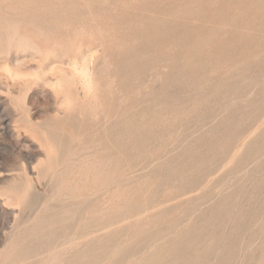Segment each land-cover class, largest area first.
Wrapping results in <instances>:
<instances>
[{"label": "rangeland", "instance_id": "374dc122", "mask_svg": "<svg viewBox=\"0 0 264 264\" xmlns=\"http://www.w3.org/2000/svg\"><path fill=\"white\" fill-rule=\"evenodd\" d=\"M14 1L0 0V264H41L55 247L62 251L56 263L77 264L74 255L87 246L98 254L92 251L88 264H261L264 0H48L38 11ZM66 39L76 53L94 52L99 75L110 81L95 109L78 106L82 98L65 101L52 84L60 69H72L75 52L64 50ZM49 49L55 51L47 59ZM35 73L47 81L28 75ZM45 164L55 173L43 174ZM86 164L108 165L113 196L138 191V208L113 219L106 237L92 231V238L99 233L95 247L75 222L98 197L71 200L64 188L57 194L60 180L75 181ZM28 182L25 202L6 193L8 185ZM90 183L83 175L80 184ZM139 220H149L141 231ZM8 254L13 259L4 263ZM49 262L42 264H56Z\"/></svg>", "mask_w": 264, "mask_h": 264}, {"label": "bare ground", "instance_id": "6f19581e", "mask_svg": "<svg viewBox=\"0 0 264 264\" xmlns=\"http://www.w3.org/2000/svg\"><path fill=\"white\" fill-rule=\"evenodd\" d=\"M28 1V0H27ZM48 0H39V1H35V2H33V3H30V4H27L26 2H24L23 0H15L14 2H17L18 4H24V6H25V4H26V7L28 8V7H30L31 9L32 8H34L33 10H39L40 8H42V7H48V5H50L49 4V2H47ZM74 1V0H73ZM202 1V0H201ZM235 1V0H234ZM255 1V0H254ZM10 2V1H9ZM252 2V1H251ZM75 3V2H74ZM248 3V2H247ZM246 3V4H247ZM260 3V2H259ZM8 4V3H7ZM234 4V3H233ZM240 4V3H239ZM14 5V4H13ZM230 5V4H229ZM131 6V5H130ZM135 6V5H134ZM239 6V5H238ZM250 6H252V5H250ZM15 7H16V4H15ZM230 7V6H229ZM254 7V6H253ZM260 6H258V8H259ZM71 8V7H70ZM199 8V7H198ZM228 9V8H227ZM29 10V9H28ZM172 10H173V8H172ZM232 10H233V8H232ZM224 11V10H223ZM254 11V10H253ZM7 12V11H6ZM32 12V11H31ZM173 12V11H172ZM183 12V11H182ZM231 12V11H230ZM14 13H15V11H14ZM18 13V12H17ZM30 13V12H29ZM133 13V12H132ZM161 13V12H160ZM170 13H171V11H170ZM184 13V12H183ZM241 13V12H240ZM8 14V13H7ZM11 14V13H10ZM19 14H20V12H19ZM31 14V13H30ZM130 14V13H129ZM196 14V13H195ZM199 14V13H198ZM236 14V13H235ZM32 15V14H31ZM164 16H165V14H164ZM184 16V15H183ZM231 16V15H230ZM257 16V15H256ZM3 17V16H2ZM26 17V16H25ZM163 17V16H162ZM247 17V16H246ZM264 17V16H263ZM11 18V17H10ZM44 19V18H43ZM55 19V18H54ZM62 19V18H61ZM151 19V18H150ZM178 19V18H177ZM230 19V18H229ZM233 19V18H232ZM257 19V18H256ZM4 20H5V18H4ZM32 20V19H31ZM152 20V19H151ZM164 20V19H163ZM235 20V19H234ZM245 20V19H244ZM29 21V20H28ZM33 21V20H32ZM57 21V20H56ZM130 21V20H129ZM174 21V20H173ZM227 21V20H226ZM225 21V22H226ZM6 22V21H5ZM165 22V21H164ZM254 22V21H253ZM70 23L71 22H66L65 23V25H67V26H69L70 25ZM136 23V22H135ZM228 23V22H227ZM39 24V23H38ZM42 24V23H41ZM48 24V23H47ZM55 24V23H54ZM63 24V23H62ZM153 24V23H152ZM177 24V23H176ZM254 24V23H253ZM43 25V24H42ZM51 25V24H50ZM135 25V24H134ZM133 25V26H134ZM164 25V24H163ZM170 25V24H169ZM230 25V24H229ZM235 25V24H234ZM62 26V25H61ZM114 28V27H113ZM203 28V27H202ZM218 28V27H217ZM245 28V27H244ZM2 29V28H1ZM188 29V28H187ZM10 30H12V29H9V31ZM49 30V29H48ZM203 30V29H202ZM9 31L8 32H5L6 34H8L9 33ZM152 31V30H151ZM212 31V30H211ZM2 32H3V30H2ZM15 32V34H16V32L17 31H14ZM30 32V31H29ZM65 32V30L63 31V33ZM160 32V31H159ZM162 32H163V30H162ZM146 33V32H145ZM207 34V33H206ZM205 34V35H206ZM10 35H11V32H10ZM174 35V34H173ZM247 35V34H246ZM14 36V35H13ZM5 37H7V36H5ZM47 37H49V35L47 36ZM8 38V37H7ZM104 38V37H103ZM146 38V37H145ZM166 38V37H165ZM12 39V38H11ZM48 39V38H47ZM142 39V38H141ZM157 39V38H156ZM203 39V38H202ZM201 39V40H202ZM2 40V39H1ZM18 41H19V43H23V39H17ZM23 40V41H22ZM49 40H51V39H49ZM206 40V39H205ZM5 41H7L6 40V38H5ZM46 41V40H45ZM159 41V40H158ZM61 42V41H60ZM105 42V41H104ZM162 42V41H161ZM48 43H50V41L48 42ZM172 43V42H171ZM61 44H62V46H64L65 47V49L64 50H66L67 49V51H72V53L73 52H75L74 53V55L73 54H71L70 56L72 57L71 59V72H70V74L69 73H66V72H64V70L63 69H60L61 71H60V74L59 75H57L56 76V78H55V80L53 81V86H55V88L58 90V92L59 93H62L65 97V101H68V102H73L74 101V103L75 102H77L76 100H79V99H83L82 101L81 100H79V101H81L82 102V104H80V105H78V104H76V105H78V106H81L82 108L84 107V106H86V107H88V108H94V107H96L99 103H101V102H103V99L105 98V97H103L102 98V96H105L106 95V93L108 92H106L105 91V89L106 88H108V86H109V82L110 81H107L106 79H104V78H102L103 77V75L102 76H100L99 74V65H100V63L101 62H99V60H95V54H94V52H91V53H86V52H80V53H76V50H77V48H76V43H75V41L73 40V39H66V40H63L62 42H61ZM164 44V43H163ZM1 45V44H0ZM59 45V44H58ZM165 45V44H164ZM167 45V44H166ZM202 47V46H201ZM58 48V47H57ZM60 48V47H59ZM58 48V49H59ZM112 49V48H111ZM41 50V49H40ZM63 50V49H62ZM62 50H60L61 52H62ZM63 50V51H64ZM167 50V49H166ZM188 50V49H187ZM44 51V50H43ZM55 50H46V51H44V56L48 59V57H49V55L52 53V52H54ZM57 51H59V50H57ZM195 51V50H194ZM193 51V52H194ZM42 52V51H41ZM56 53V52H55ZM159 53V52H158ZM190 53V52H189ZM42 54V53H41ZM42 54V55H43ZM58 54V53H57ZM110 54V53H109ZM134 54V53H133ZM142 54V53H141ZM170 54H171V52H170ZM65 55V54H64ZM147 55V54H146ZM166 55V54H165ZM108 56V55H107ZM153 56V55H152ZM164 56V55H163ZM44 57V58H45ZM55 57V56H54ZM100 57V56H99ZM105 57V56H104ZM151 57V56H150ZM149 57V58H150ZM258 57V56H257ZM51 58H53V56L51 57ZM110 58V57H109ZM149 58H147V60H148V62H149V60H151V59H149ZM69 59V58H68ZM98 59V58H97ZM96 62H95V61ZM101 60V59H100ZM102 60H104V59H102ZM106 60L108 61V59L106 58ZM131 60V59H130ZM165 60H166V58H165ZM183 60V59H182ZM136 61V60H135ZM134 61V62H135ZM58 62V61H57ZM240 62H242V61H240ZM261 62V61H260ZM111 63H112V61H111ZM147 63V62H146ZM152 63V62H151ZM237 63V62H236ZM64 64V63H63ZM105 64L107 65V63L105 62ZM104 63H103V65L105 66V68H106V65H105ZM232 63H230V65H231ZM102 64H101V66H103ZM110 65V64H109ZM240 65V64H239ZM6 66V65H5ZM108 66V65H107ZM129 66V65H128ZM229 67H231V66H229ZM5 68V67H4ZM14 68V67H13ZM52 68H55L54 66L52 67ZM101 68V67H100ZM139 68H140V66H139ZM142 68V67H141ZM65 69V68H64ZM108 69V67L106 68V70ZM132 69V68H131ZM149 69H150V67H149ZM6 70L8 71V72H10V73H12L13 72V70L9 67V65H7L6 66ZM43 70H44V68H43ZM103 70V69H102ZM50 71H52V70H50ZM130 71V70H129ZM134 71V70H133ZM159 71V70H158ZM231 71V70H230ZM29 72V71H28ZM31 72H33V71H31ZM101 72V71H100ZM43 74H44V72H42ZM125 73V72H124ZM155 73V72H154ZM14 74V73H13ZM135 74V73H134ZM137 74V73H136ZM160 74V73H159ZM158 74V75H159ZM14 75H16V76H23V74H21V73H19V72H16ZM14 75H13V77H14ZM28 75H34V76H36L37 77V79L38 80H42V81H47L46 79H45V77L44 76H40V73H35V74H28ZM28 75H26V76H28ZM129 75V74H128ZM162 75V74H161ZM15 76V77H16ZM127 76V75H126ZM152 76V75H151ZM122 77V76H121ZM156 77V76H155ZM154 77V78H155ZM20 78V77H19ZM107 78V77H106ZM124 79V78H123ZM122 81V80H121ZM36 82V81H35ZM134 82V81H133ZM232 82V81H231ZM47 83H49V82H47ZM233 83V82H232ZM118 84V83H117ZM132 84V83H131ZM138 84V83H137ZM113 85H111V87H112ZM123 86V85H122ZM143 86V85H142ZM79 87H81L82 88V91L83 92H80L79 91ZM133 87V86H132ZM135 89V88H134ZM105 91V92H104ZM125 91H127V90H125ZM135 91V90H134ZM105 93V95H103L104 93ZM114 92V91H113ZM82 93H83V95H82ZM129 93V92H128ZM136 93V92H135ZM56 94V93H55ZM108 95H110V93L108 94ZM57 96H58V93H57ZM107 96V95H106ZM112 96V95H111ZM131 97V96H130ZM133 97H134V93H133ZM117 98H118V96H117ZM135 98H136V96H135ZM120 99V98H119ZM118 100V99H117ZM122 100V99H121ZM104 101H105V99H104ZM119 103V102H118ZM123 103V102H122ZM124 103H125V101H124ZM123 103V104H124ZM137 103H138V101H137ZM122 105V104H121ZM115 106V105H114ZM126 106V105H125ZM130 106V105H129ZM78 108V107H77ZM87 108V109H88ZM133 108V107H132ZM150 108V107H149ZM81 109V108H80ZM84 109V108H83ZM83 109H81L82 111H83ZM95 109V108H94ZM117 109V108H116ZM129 109V108H128ZM154 109V108H153ZM111 110V109H110ZM109 110V111H110ZM125 110V109H124ZM149 110V109H148ZM112 111V110H111ZM110 111V112H111ZM126 111V110H125ZM161 111V110H160ZM156 112V111H155ZM162 112V111H161ZM144 114V113H143ZM165 114V113H164ZM164 114H162V115H164ZM168 114V113H167ZM105 115V114H104ZM128 115V114H127ZM155 115V114H154ZM125 116V115H124ZM132 116V115H131ZM144 117V116H143ZM119 118V117H118ZM156 118V117H155ZM162 118V117H161ZM158 119V118H157ZM157 119H156V121H157ZM171 119V118H170ZM155 120V119H154ZM153 120V121H154ZM125 121V120H124ZM150 121V120H149ZM165 121H167V120H165ZM152 122V121H151ZM164 122V121H163ZM117 123V122H116ZM147 123V122H146ZM157 123V122H156ZM119 124V123H118ZM128 124V123H127ZM133 124V123H132ZM146 125V124H145ZM144 125V126H145ZM150 125V124H149ZM164 125H165V123H164ZM167 125V124H166ZM225 125V124H224ZM131 126V125H130ZM142 127H143V125H142ZM107 128V127H106ZM114 128V127H113ZM125 128V127H124ZM144 128V127H143ZM150 128V127H149ZM167 128V127H166ZM125 130H127V129H125ZM133 130V129H132ZM137 130V129H136ZM143 130V129H142ZM141 130V131H142ZM125 132V131H124ZM146 132V131H145ZM133 133V132H132ZM146 134V133H145ZM143 135V134H142ZM115 136V135H114ZM117 137H118V135H117ZM155 137H156V134H155ZM132 138V137H131ZM146 138V137H145ZM152 139V138H151ZM259 139V138H258ZM110 140V139H109ZM119 140V139H118ZM158 140V139H157ZM117 141V140H116ZM216 141V140H215ZM142 142V141H141ZM253 142V141H252ZM257 142V141H256ZM119 143V142H118ZM105 144V143H104ZM122 144V143H121ZM120 144V145H121ZM92 145V144H91ZM127 145H129L128 143H127ZM126 145V146H127ZM92 148V147H91ZM98 148V147H97ZM113 148V147H112ZM249 148V147H248ZM112 150V149H111ZM192 151V150H191ZM199 152H200V150H198ZM197 151V152H198ZM73 152V151H72ZM252 152V151H251ZM66 153V152H65ZM256 153V152H255ZM68 154V153H67ZM85 154V153H84ZM118 155H119V152L117 153ZM116 154V155H117ZM102 155V154H101ZM108 155V154H107ZM107 155H106V157H107ZM113 155V154H112ZM111 155V156H112ZM115 155V154H114ZM113 155V156H114ZM94 157V156H93ZM121 157V156H120ZM120 157H119V159H120ZM202 157V156H201ZM67 158V157H66ZM83 158V157H82ZM90 158V157H89ZM88 158V159H89ZM96 158V157H95ZM112 158V157H111ZM76 159V158H75ZM91 159V158H90ZM102 159V158H101ZM104 159V158H103ZM114 159V158H113ZM118 159V160H119ZM192 159V158H191ZM62 160H63V158H62ZM65 160V159H64ZM63 160V161H64ZM87 160V159H86ZM97 160V159H96ZM107 160V159H106ZM122 160V159H121ZM120 160V161H121ZM129 161V160H128ZM54 162H56V161H54ZM64 162H68V161H64ZM72 161H70V162H68V163H71ZM76 162V161H75ZM74 162V163H75ZM89 162L90 163H93L92 161H90L89 160ZM102 162V161H101ZM109 162H111V160L109 161ZM132 162V161H131ZM43 163V162H42ZM42 163L40 164V165H42ZM44 163H46V162H44ZM63 163V162H62ZM83 163V162H82ZM84 163H85V161H84ZM83 163V164H84ZM104 163V162H103ZM116 163V162H115ZM121 163V162H120ZM65 164V163H64ZM78 164V163H77ZM113 164H114V162H113ZM124 164V163H123ZM185 164V163H184ZM71 165H73V163L71 164ZM91 165H93V164H91ZM90 164H89V166H87V164L86 165H84V166H86L85 168H84V170H81L80 171V173L78 174L77 173V179H75V181L74 180H67V179H65L64 180V178L63 179H59L60 180V183H59V187H57V194H59V192L61 191V193L63 194V192H65V193H68L69 195H71L72 196V199H71V197H69V199H71V200H79L80 202H81V200H83V202H86V200H88V199H86L85 201H84V199L85 198H92V197H95V196H97L98 197V199H99V201L97 202V203H94L93 202V204H91V205H88L86 208H83L84 209V211H83V213L81 214V217H80V215H79V219H78V221L77 222H75L76 223V227L77 228H79V227H82V229H80L81 230V232H85V234H83V235H86L85 237H86V239H87V236L88 237H90L88 240H89V243L92 245V242L94 243V241L96 242V240H95V238H96V236H97V234L99 235V233H96L94 236H95V238H92V231L94 232V231H101L102 232V236H104V237H106L107 236V234L108 233H110L109 231L111 230V229H109V226H110V223H112L113 222V219H117V218H121L122 217V215H123V213H125L126 212V209H130L129 211H131V208H138L137 206V204L132 200V197L134 196V194L136 193V192H138L137 191V189L135 188V187H131L129 190H127L126 191V193H124V189L122 190V191H118L119 193L117 194V196H113V195H115V194H111L110 193V184H111V179H110V177L111 176H113L114 175V173L112 174L111 172H109L108 170H106V166H108V165H106V166H104V167H102V165H100V167H95V166H91ZM111 165V163H109V166ZM182 165V164H181ZM66 166V165H65ZM83 166V165H82ZM112 166V165H111ZM119 166V165H118ZM64 167V166H63ZM67 167V166H66ZM68 167H70V164L68 165ZM81 167V166H80ZM80 167H78V169L80 168ZM115 167V166H114ZM125 167V166H124ZM127 167V166H126ZM52 164H48L47 166H46V164H45V167H44V169L42 170L43 171V174H45L46 176H48L49 174H52V173H55L53 170H52ZM70 168H72L73 169V166L72 167H70ZM111 168V167H110ZM123 168V167H122ZM65 169V168H64ZM67 170H68V168H66ZM74 169H75V167H74ZM109 169V168H108ZM114 169V168H113ZM115 169H116V167H115ZM117 169H119V168H117ZM169 169V168H168ZM75 170H77V168L75 169ZM110 170V169H109ZM120 170V169H119ZM118 170V171H119ZM123 170V169H122ZM69 171V170H68ZM79 171V170H78ZM114 171V170H113ZM179 171H180V169H179ZM40 172V171H39ZM175 172V171H174ZM177 172V171H176ZM115 173H117L116 172V170H115ZM119 173V172H118ZM7 174H9V173H7ZM69 174V173H68ZM73 174V173H72ZM71 174V175H72ZM178 174V173H177ZM183 174V173H182ZM42 175V174H41ZM40 175V176H41ZM44 175V176H45ZM55 175V174H54ZM54 175H52V177L54 178ZM76 174H74V176H75ZM83 175H90V177L92 176V183H90V185H86V186H82L81 184H83V183H81L80 184V182L82 181V178H83ZM121 175V174H120ZM68 176V175H67ZM124 176V175H123ZM173 176V175H172ZM42 177V176H41ZM114 177V176H113ZM130 177V176H129ZM133 177V176H132ZM175 177H177V176H175ZM44 178V177H43ZM46 178V177H45ZM58 178V177H57ZM69 178V177H68ZM72 178V177H71ZM89 178V177H88ZM123 178V177H122ZM127 178V177H126ZM118 179V178H117ZM29 180V179H28ZM27 180V181H28ZM124 180V179H123ZM84 181V180H83ZM115 181V180H114ZM119 181H120V178H119ZM121 181H122V179H121ZM120 181V182H121ZM134 181V180H133ZM13 182V181H12ZM31 182V181H30ZM30 182H28V185H25V187H23L22 188V186L21 187H19V185L17 186V185H8V192H6V193H9V192H11V193H9V194H16L15 196H19V197H23L24 198V202L26 201V199L27 198H25V197H28V195L30 194L29 193V190L31 189V186H30ZM57 182H58V180H57ZM56 182V184H58ZM141 182V181H140ZM85 184H87L86 182H84ZM89 183V182H88ZM122 184V183H121ZM114 185V184H113ZM123 185V184H122ZM121 185V186H122ZM133 185H135V183L133 184ZM137 186V185H136ZM29 187H30V189H29ZM123 187V186H122ZM139 187H142V186H139ZM55 188H56V186H55ZM61 188H64V190H63V192H62V190H61ZM6 190V189H5ZM58 190H59V192H58ZM4 191V190H3ZM7 191V190H6ZM33 191V190H32ZM146 190H144V192H145ZM34 192H35V190H34ZM142 192V190L140 191V193ZM3 192L1 191V194H2ZM52 193V192H51ZM59 194V195H62V194ZM4 194V193H3ZM57 194H55L56 196H58ZM5 195V194H4ZM8 195V194H7ZM10 196V195H8L7 197L8 198H10L11 197V200L15 197L14 195V197L13 196ZM50 195V194H49ZM53 195H54V192H53ZM65 195V194H64ZM33 196V195H32ZM63 196V195H62ZM66 196V195H65ZM142 196V197H141ZM141 198L139 197V199L141 200V202H143V204H144V202H145V200H146V198H147V191L145 192V193H142L141 194ZM53 197V196H52ZM60 197V196H59ZM36 198V197H35ZM56 198V197H55ZM63 198H67V197H63ZM62 197L60 198L61 200L63 199ZM96 198V197H95ZM116 198H117V200H116ZM16 199V198H15ZM53 199V198H52ZM94 199V198H93ZM97 199V200H98ZM14 200V199H13ZM12 200V201H13ZM28 200V199H27ZM66 200V199H65ZM64 200V201H65ZM95 200V199H94ZM4 201V200H3ZM63 201V200H62ZM91 201V200H90ZM93 201V200H92ZM134 203H133V202ZM4 202H6V201H4ZM27 203H29V205L30 206H33L34 205V203H33V201L32 200H30L29 199V202L27 201ZM43 203V202H42ZM75 203H79V202H75ZM92 203V202H91ZM70 204H72V203H70ZM70 204H68V205H70ZM36 205V204H35ZM26 206H28V205H26ZM67 205H65V207H66ZM75 206V205H74ZM77 206H79V205H77ZM80 206H82V205H80ZM80 206H79V208H80ZM84 207V206H83ZM78 207H77V209H79ZM40 209H42V208H40ZM67 209V208H66ZM72 209V208H71ZM81 209V208H80ZM69 210H70V207H69ZM69 210H65L66 212H68L69 213ZM72 210H74V209H72ZM142 210V209H141ZM76 211V210H75ZM78 212H80L79 210H77ZM133 211V210H132ZM143 211V210H142ZM78 212H75L76 213V215H77V213ZM71 213V212H70ZM69 213V214H70ZM59 214V213H58ZM63 214H65V213H63ZM69 214H65V215H67V217H68V215ZM145 214V213H144ZM73 215V214H72ZM133 215V214H132ZM72 217V216H71ZM73 217H75V216H73ZM77 217V216H76ZM140 217H141V215H140ZM142 218H144V217H142ZM141 218V219H142ZM68 219H70V217H68ZM72 219V218H71ZM42 220V219H41ZM74 220V219H73ZM72 220V221H73ZM112 220V221H111ZM118 220H121V219H118ZM69 221V220H68ZM45 222V221H44ZM58 223H59V221H58ZM65 223V222H64ZM151 223H153V222H151ZM54 224V223H53ZM61 224V223H60ZM132 224V223H131ZM149 224V220H139V221H136V223H135V226L137 227V230H142L143 228H145V226H147ZM39 225V224H38ZM46 225V224H45ZM48 225V224H47ZM47 225L45 226V228L47 227ZM62 225V224H61ZM64 225V224H63ZM66 225V224H65ZM72 225H73V222H72ZM50 226V225H49ZM52 226V225H51ZM50 226V227H51ZM131 226V225H130ZM43 227V226H42ZM50 227L48 228L49 230H50ZM74 227H75V224H74ZM65 228V227H64ZM68 229V228H67ZM122 229V228H121ZM130 229V228H129ZM51 230L53 231V229L51 228ZM71 230H72V228H71ZM35 231V230H34ZM33 231V232H34ZM37 231V230H36ZM68 231V230H67ZM75 231H77V230H75ZM127 231V230H126ZM15 232V231H14ZM62 232V231H61ZM72 231H69V233L70 234H72L71 233ZM121 232V231H120ZM143 232V231H142ZM32 233V232H31ZM64 233H67V232H64ZM75 233V232H74ZM73 233V234H74ZM38 234V233H37ZM36 234V235H37ZM122 234V233H121ZM16 235H18V234H16ZM69 235V234H68ZM67 235V236H68ZM101 235V234H100ZM120 235V234H119ZM145 235V234H144ZM40 236H42V237H40ZM39 237L40 238H43L44 240H46L44 237H43V234L42 235H40ZM67 236H66V238H67ZM75 236V235H74ZM80 236V235H79ZM37 237V236H36ZM57 237V236H56ZM64 237V236H63ZM73 237V236H72ZM84 237V236H83ZM31 238V237H30ZM65 238V237H64ZM70 238H71V236L69 237L68 236V240H70ZM100 238V237H99ZM103 238V237H102ZM58 239V238H57ZM56 239V240H57ZM61 239V238H60ZM105 239V238H104ZM43 240V241H44ZM48 240H51V239H47V241ZM73 240H74V238H73ZM88 240H86V241H88ZM108 240V239H107ZM42 241V242H43ZM75 241V240H74ZM74 241H72L73 243H74ZM78 241V240H77ZM24 242H26V240H24ZM45 242L46 241H44L43 243L45 244ZM71 242V240H70V244L72 243ZM51 243V242H50ZM66 243V242H65ZM65 243H64V245H65ZM86 243V242H85ZM57 244V243H56ZM88 244V243H87ZM89 244V245H90ZM14 245V244H13ZM12 245V246H13ZM24 245V244H23ZM38 245V244H37ZM47 245V244H46ZM51 245H53V244H51ZM51 245H50V247H49V242H48V247L49 248H51ZM85 245V244H84ZM83 245V246H84ZM9 246V245H8ZM26 246V245H25ZM41 248H42V246L41 245H39ZM54 246H56L55 244H54ZM70 246V245H69ZM85 246H87V245H85ZM93 246V245H92ZM32 247V246H31ZM46 246H44V248H45ZM66 247H68V243H67V245H66ZM71 247V246H70ZM93 247H95V246H93ZM100 247V246H99ZM34 248V247H33ZM56 248V247H55ZM55 248H51L52 250L51 251H49V253H48V256L45 258V256L44 257H41V258H39L40 260H38V262L39 263H46V261H52V262H55L56 263V260H58V258H60L59 257V255L62 253V251H59V250H55ZM72 249H73V247H71ZM102 248V247H101ZM163 249H164V247H162ZM69 249V248H68ZM76 249V248H75ZM84 249V248H83ZM263 249V248H262ZM6 250V249H5ZM27 251V250H26ZM81 251H82V249H81ZM93 249L90 247V246H87V248H86V251H82V252H75V253H77V254H75L74 255V257H75V261L77 262V264H88V263H90V261L93 259V256H94V254H96V255H98L97 253H95V250L93 251L94 252V254H92L93 252ZM171 251V250H170ZM7 252V251H6ZM18 252V251H17ZM59 252H60V254H59ZM8 253V252H7ZM73 253V252H72ZM4 254V253H3ZM2 254V255H3ZM23 254V253H22ZM108 254H110V253H108ZM161 254V253H160ZM1 255V254H0ZM6 255V254H5ZM4 255V256H5ZM166 255V254H165ZM178 255V254H177ZM3 256V257H4ZM17 256V255H16ZM19 256V255H18ZM43 256V255H42ZM100 256V255H99ZM107 256V255H106ZM151 256V255H150ZM160 256V255H159ZM13 257V256H12ZM39 257V256H38ZM73 256H72V258H74ZM97 257V256H96ZM145 257V256H144ZM143 257V258H144ZM163 257H165V256H163ZM21 258V257H20ZM42 258H44V259H42ZM122 258V257H121ZM124 258V257H123ZM127 258V257H126ZM149 258V257H148ZM260 258H262V257H260ZM2 259V258H1ZM11 259H13V258H11V255H9L8 254V256L4 259V263H6L7 261H9L10 262V260ZM108 259V258H107ZM110 259V258H109ZM108 259V260H109ZM3 260V259H2ZM29 260V259H28ZM33 260V259H32ZM102 260V259H101ZM124 260V259H123ZM149 260V259H148ZM153 260H155V259H153ZM260 260V259H259ZM16 261V260H15ZM22 261H24V260H22ZM21 261V262H22ZM35 261V260H34ZM60 261V260H59ZM59 261H57V262H59ZM74 260H73V262H75ZM105 261V260H104ZM126 261V260H125ZM144 261V260H143ZM157 261V260H156ZM8 262V263H9ZM18 262V261H17ZM75 262V263H76ZM0 263H2V262H0ZM11 263V262H10ZM14 263V262H13ZM16 263V262H15ZM25 263V262H24ZM30 263V262H29ZM35 262H33L32 264H34ZM50 263V262H49ZM148 264H149V262H147ZM12 264V263H11ZM53 264V263H52ZM56 264H60V263H56ZM261 264H264V256H263V258L261 259Z\"/></svg>", "mask_w": 264, "mask_h": 264}]
</instances>
